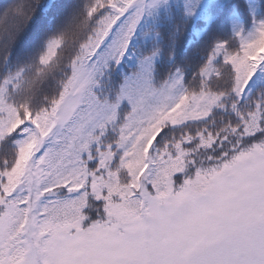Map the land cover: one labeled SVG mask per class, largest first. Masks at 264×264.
Wrapping results in <instances>:
<instances>
[{
  "label": "snow or ice",
  "instance_id": "snow-or-ice-1",
  "mask_svg": "<svg viewBox=\"0 0 264 264\" xmlns=\"http://www.w3.org/2000/svg\"><path fill=\"white\" fill-rule=\"evenodd\" d=\"M214 6L19 0L3 9L14 23L0 37V150L10 153L0 158V264H264V102L246 115L233 105L238 126L227 135L197 131L165 142L190 122L181 115L190 98L171 94L180 76L154 86L160 42L174 49L187 35V49L200 45L209 33L191 24L206 10L211 25ZM221 7L235 20L256 15L254 0ZM234 35L240 52L219 41L210 62L223 59L243 98L264 90V20L247 37ZM140 39L156 50L115 81L119 96L109 104L97 94L99 82ZM64 52L65 74L51 99L36 109L9 102L23 74L14 61L35 59L43 77ZM120 102L130 106L122 118ZM217 102L210 97L202 118Z\"/></svg>",
  "mask_w": 264,
  "mask_h": 264
},
{
  "label": "trees",
  "instance_id": "trees-1",
  "mask_svg": "<svg viewBox=\"0 0 264 264\" xmlns=\"http://www.w3.org/2000/svg\"><path fill=\"white\" fill-rule=\"evenodd\" d=\"M19 0H0V37L3 33L12 27L14 21L3 17V9ZM37 2V0H33ZM175 6L177 0H172ZM223 0H214L215 6L212 9L213 22L208 24L205 16L206 10L202 12L198 19L194 20L191 28L195 31L207 29L209 33L206 41L198 46L186 48L185 44L191 37L185 35L177 40L176 46L173 49L169 42L165 39L159 44V55L155 57L153 63V80L154 86L157 88L163 87L171 83L178 76L182 77L180 84L172 91V96L179 97L181 94H187L190 98V103L186 105V110L182 111V116L186 117L190 122L183 129H171L169 135L165 137V142H168L171 137L180 138L182 134L191 133L195 135L197 131L203 132L205 136L211 133L220 136L227 135L231 127L238 126V119L233 110V105H236L238 111L242 114H247L249 111L255 110L257 104L264 102V90L254 89L250 93L245 92L243 98H238L232 91V85L235 82V73L223 62L221 57L213 58L210 62V55L213 46L219 41L227 42V51L236 54L240 52V39L234 35L235 31H242L244 36H248L254 29L256 23L264 20V0H254L256 15L242 16L239 20L233 19L229 10L221 7ZM147 31H151L152 21L150 18ZM196 39H199L197 37ZM131 57L125 58L119 66V70L113 68L111 77L105 76L100 80L97 87V94L104 99H107L109 104L117 103L116 99L119 93L115 86V81L119 78H124V75L131 74L136 71L134 65H137L140 60L149 57L156 50V43L149 39V46H144V39L133 42ZM67 52L61 53L58 57L57 66L48 70L43 77L38 76L39 66L35 59H22L19 62L14 61L12 70H22V79L18 87L11 90L8 95L10 103L19 106L21 109L24 106H29L33 109L41 107L46 102V97L51 99L56 88L63 77L65 64L67 62ZM5 69L0 68V75ZM203 77V78H202ZM218 97V102L215 104L210 115L207 118H202L203 114L210 107L208 100L210 97ZM130 112V106H126L120 102L119 116L122 118ZM122 119H116L114 127L118 128ZM112 133L105 137L106 141L112 139ZM235 140L234 136L229 137ZM10 155L7 149L0 150V158ZM208 153H199L200 158H205Z\"/></svg>",
  "mask_w": 264,
  "mask_h": 264
}]
</instances>
